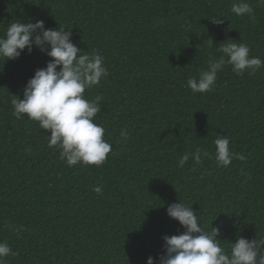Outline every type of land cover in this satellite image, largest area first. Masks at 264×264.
Returning <instances> with one entry per match:
<instances>
[{
    "label": "trees",
    "instance_id": "1",
    "mask_svg": "<svg viewBox=\"0 0 264 264\" xmlns=\"http://www.w3.org/2000/svg\"><path fill=\"white\" fill-rule=\"evenodd\" d=\"M234 2L0 0V36L18 19L43 20L71 31L82 53L104 58L108 75L84 97L100 98L95 122L112 145L99 167L67 166L48 147L50 130L13 115L12 100L23 99L27 81L51 58L33 47L0 59V242L16 253L6 264H146L163 254V236L184 231L166 211L179 199L205 229L220 228L226 251L238 235H264V68L236 75L226 65L211 91L187 86L226 40L264 60V5L245 0L251 20L231 12ZM218 135L245 159L217 167ZM197 148L208 153L202 163L190 158L177 167Z\"/></svg>",
    "mask_w": 264,
    "mask_h": 264
},
{
    "label": "clouds",
    "instance_id": "2",
    "mask_svg": "<svg viewBox=\"0 0 264 264\" xmlns=\"http://www.w3.org/2000/svg\"><path fill=\"white\" fill-rule=\"evenodd\" d=\"M258 4L264 5V0H258ZM231 12L237 17L248 16L255 20L254 9L245 0L234 2ZM221 18L223 16L209 17L210 22L216 25L223 23ZM226 41L218 46L221 55L210 58L207 68L201 70L198 77L187 80V86L194 94L211 91L218 73L226 65H230L236 75L245 72L254 75L264 68V60L250 56L247 44L231 39ZM33 47L51 59L46 67L38 68L27 81L23 99L18 96L19 99L12 100L13 115L17 119L27 116L37 122L40 129L50 130L48 147L59 150L60 159L67 166H101L112 151V145L103 138L104 127L95 122L101 111L100 98L85 99L84 92L99 85L101 79L108 75L104 58L95 50L91 54L82 53L72 41V32L61 25L49 29L43 20L33 23L18 19L10 23L5 34L0 36V59L4 63L16 60L25 49L31 54ZM120 135L124 141L129 139L127 129H122ZM214 145L217 167L227 168L233 159H245L242 154L230 150L226 135H218ZM207 155L197 148L192 153L183 154L177 161V167L182 168L190 158L200 164L202 157ZM93 190L102 195L100 186ZM166 211L168 217L178 221L184 231L163 236V254L158 258L149 256L146 264H264V235L254 239L238 235L226 251L219 239L220 228L211 225L210 230L205 229L192 205L179 199V202L168 205ZM15 255L8 243L0 242V264H6L5 258Z\"/></svg>",
    "mask_w": 264,
    "mask_h": 264
}]
</instances>
